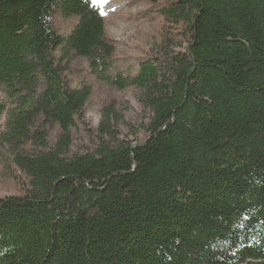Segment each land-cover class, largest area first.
<instances>
[{
    "label": "trees",
    "instance_id": "16d2710c",
    "mask_svg": "<svg viewBox=\"0 0 264 264\" xmlns=\"http://www.w3.org/2000/svg\"><path fill=\"white\" fill-rule=\"evenodd\" d=\"M57 10L78 18L68 35ZM163 13L183 24L181 49L115 81L141 91L147 134L73 155L90 90L67 85L60 61L107 69L100 9L0 0L3 139L24 176L0 197V264H264V0H176Z\"/></svg>",
    "mask_w": 264,
    "mask_h": 264
},
{
    "label": "rangeland",
    "instance_id": "374dc122",
    "mask_svg": "<svg viewBox=\"0 0 264 264\" xmlns=\"http://www.w3.org/2000/svg\"><path fill=\"white\" fill-rule=\"evenodd\" d=\"M176 0H96L106 26V35L114 46L107 69L91 67L86 58L71 56L60 64L67 85L88 88L90 97L71 129V154L94 153L101 140L112 144L135 143L148 130L151 111L141 102V91L115 82L120 76H136L143 62L164 53L179 51L185 39L183 24L170 21L163 13ZM78 22L60 10L53 15L56 31L68 35ZM57 58L60 56L56 52ZM0 102L12 106L4 90ZM106 115V118H105ZM6 112H0V197L21 193V171L14 163L12 147L3 139ZM48 143L54 145L60 136L57 125H48ZM27 153L48 151L47 147L26 144Z\"/></svg>",
    "mask_w": 264,
    "mask_h": 264
},
{
    "label": "snow or ice",
    "instance_id": "6c2138e0",
    "mask_svg": "<svg viewBox=\"0 0 264 264\" xmlns=\"http://www.w3.org/2000/svg\"><path fill=\"white\" fill-rule=\"evenodd\" d=\"M93 2L95 3V2H96V0H93Z\"/></svg>",
    "mask_w": 264,
    "mask_h": 264
}]
</instances>
